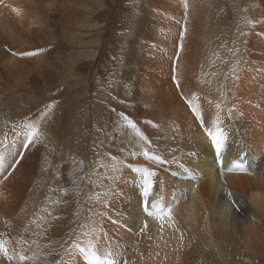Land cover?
I'll list each match as a JSON object with an SVG mask.
<instances>
[{
    "label": "bare ground",
    "instance_id": "6f19581e",
    "mask_svg": "<svg viewBox=\"0 0 264 264\" xmlns=\"http://www.w3.org/2000/svg\"><path fill=\"white\" fill-rule=\"evenodd\" d=\"M205 1L188 0L187 5L183 0H146V3L144 0L142 3L141 18L151 23L155 21V25L150 36L138 41L139 48L133 44L135 46L127 52L130 54L125 60L128 100L137 103L131 102L128 110L121 112L122 117L130 119L136 127L113 117L123 126L114 130L121 134L122 148L114 147V155L92 168V185L86 184L87 194L82 205L87 219L74 232L86 245L83 232L94 228L102 244L119 253L117 264L178 261L188 243L197 240L204 250H217V260H225L224 244L232 238L235 240L234 236L240 231L246 242H252V236L257 235L255 229H259L256 220H264V0H251L253 18L248 20L245 16L246 19L239 21L242 26H238L239 33H244L240 36L241 52L230 50V56L228 50L226 55H219L218 51L215 58L208 49L209 40L205 41L209 27H206ZM51 2L0 0V40L6 41L7 47L12 49L11 53L7 49L0 50V79L7 78L11 87L20 84L26 87L24 80L28 70L23 64H43L46 49L44 52L38 42L50 33L46 30L50 26L47 16L38 11L40 8L45 9V13L50 11ZM71 5L68 4L70 12ZM15 8L23 14L15 16ZM16 26H19L17 30ZM38 30L40 35H45L37 36ZM2 86L10 88L7 84ZM188 101L198 106L203 126ZM214 124L226 133L220 158L216 157L215 146L206 133L215 131ZM137 130L146 141L141 140ZM26 131L23 128L13 135L10 133L7 135L10 141L0 144V240L7 241L9 254L21 248L29 256L36 251L39 259L26 264H46L48 260L49 264H89L90 260L82 254L69 256L61 247L65 241L70 242L73 234H68L66 239L58 236L37 242L39 248L35 244L21 247V228L28 217L24 212L36 205L32 187L36 183L35 168L40 164L37 158L40 146L35 139L29 143ZM145 149L150 156L161 159H149L143 154ZM236 160L243 169L233 167ZM113 165L118 169L115 179H112ZM142 168L156 172L148 197L150 210L152 201L171 206V220L165 217L160 221L143 211V177L138 171ZM66 179L61 181L63 193L74 188H70V181ZM105 192L106 196L97 198V193ZM232 201L236 206L231 205ZM0 264L20 262L7 261L0 254Z\"/></svg>",
    "mask_w": 264,
    "mask_h": 264
},
{
    "label": "rangeland",
    "instance_id": "374dc122",
    "mask_svg": "<svg viewBox=\"0 0 264 264\" xmlns=\"http://www.w3.org/2000/svg\"><path fill=\"white\" fill-rule=\"evenodd\" d=\"M143 1L52 0L50 11L47 10L45 13L43 8L38 11L47 16L50 26V29H46L50 31L47 37H42L39 42L35 39V42L43 46L40 48L44 49V52L46 49L43 64L40 65L39 62L31 63L32 65L23 64L28 70L24 80L26 87L23 86L25 89L20 86L23 84L11 87L12 83L7 78L0 79V83L10 86L6 89L0 84V142H9L7 135L26 129V124H38L40 128L39 139L35 141L37 146H40L37 158L41 165L35 168L36 183L32 187L36 205L34 208L29 206L24 212L28 217L23 221L21 228L23 229L21 247L33 245L31 242L34 240L41 243L58 236L60 239H66V236L72 235L78 226H83L87 219L82 205L87 194L86 187L91 184L90 172L93 167L105 162L106 157L114 155V151L112 152L114 147L122 148L121 134L119 136L114 130L122 129L123 126L114 119L116 117L121 121L122 118L124 123L126 119L121 115L122 110H128L135 102L128 100L129 92L127 83L125 84L127 80L125 60L127 55H130L127 52L135 46L133 44L139 48L138 41L150 36L154 29L155 21L151 23L150 20L141 18ZM249 2L251 0L204 2L205 16L208 17L205 18L206 27L209 26L206 28L205 41L210 42L211 46L208 49L213 58L217 56L218 51L221 53L219 55L229 53L230 56L232 55L230 50L238 49L241 52L240 36L244 33H239V28H242L239 21L245 16L248 20L254 16L252 2L251 4ZM69 3L72 4L71 12ZM187 3L188 0H183L184 5ZM83 6L84 8H81ZM14 13L15 16L23 14L16 12V8ZM24 17L29 18L25 15ZM18 28L19 26H16V30ZM36 32L37 36L45 35H40L39 30ZM5 42L0 40V47ZM230 42L232 43L228 44ZM7 44L6 42L0 50L7 49L11 53L12 49L7 47ZM12 45L16 46L14 43ZM210 47L216 48L217 51L211 50ZM222 50L225 51L222 53ZM12 88L17 92L11 90ZM114 125L118 127L114 128ZM64 179L70 181V188L74 186L73 191L65 192L68 193L67 196L61 186ZM93 190L96 188L93 187ZM89 204L88 202L87 205ZM231 205L236 206V202L232 201ZM29 212L32 214L29 215ZM256 221L259 229H255L257 235L252 236L254 238L252 242H246L243 232L240 231L234 236L235 240L232 238L231 242L224 244L225 260H217L215 257L217 250L214 248L204 250L200 247L201 242L197 240L188 243L187 250L185 249L178 261L169 259L166 264H264V235L260 233L264 232V220ZM37 224L42 226L38 228ZM23 240L28 243H22ZM49 263L48 260L46 264Z\"/></svg>",
    "mask_w": 264,
    "mask_h": 264
},
{
    "label": "snow or ice",
    "instance_id": "6c2138e0",
    "mask_svg": "<svg viewBox=\"0 0 264 264\" xmlns=\"http://www.w3.org/2000/svg\"><path fill=\"white\" fill-rule=\"evenodd\" d=\"M176 86L179 88L180 84L177 81ZM189 107L191 108L192 112L195 114L196 119L201 120V126H203V119L201 116V112L195 104L191 103V101H188ZM127 124L135 128V124L125 117ZM215 131L208 130L207 135L211 139V143L215 146V153L216 157H221V151L224 147L225 139H226V133L221 129L218 125L214 124ZM26 135L28 137L29 143L32 142L34 139H39V133L40 128L38 124H26ZM138 135H140L141 140L146 141V137L143 136L142 133H139V130H137ZM3 142H0L2 144ZM143 154L148 157L149 159H153L156 161H159L161 159L160 156H150L147 149L144 150ZM234 168H240L242 167L239 160H236L233 162ZM232 168H229V171H231ZM118 171L116 165H113L112 167V179H115V173ZM142 173V184H143V211L147 213L149 216L155 215L160 221H164L165 217H167L169 220L172 218V207L165 205L161 206L158 202L152 201L151 203V210L149 205L148 197L151 194V190L153 188V177L156 176V172L149 169V168H142L138 169ZM108 193H97V198L99 199L102 195L106 196ZM229 195H231L229 193ZM58 202V201H57ZM51 215V213H49ZM59 217H53V219H58ZM35 223V221H34ZM42 225L37 224V227H41ZM145 227H147V224L145 223ZM143 231V229H141ZM83 236L86 238V245L85 243L81 242L80 236H76L75 233H73V236L70 237V242L65 241L61 247L65 248V253L69 256H71L73 253H79L82 254L86 259L93 262V264H117L116 256L119 255V253L111 247H108L107 245H103L102 242L98 239V237L95 234L94 228H89L88 230L83 232ZM22 243H28L27 241H22ZM32 244H35L37 248H39V244L37 241H32ZM7 241L0 240V254L3 255L4 258H6L7 261H12L13 259H17L20 264H26V262L32 260L39 259V255L36 251L32 252V255L29 256L25 253L23 248L19 252L13 251L12 254H9V249L6 246ZM31 250V249H30Z\"/></svg>",
    "mask_w": 264,
    "mask_h": 264
}]
</instances>
